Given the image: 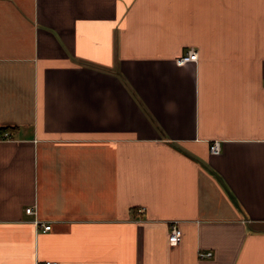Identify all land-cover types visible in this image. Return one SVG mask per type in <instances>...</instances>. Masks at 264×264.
<instances>
[{
	"label": "crops",
	"instance_id": "obj_1",
	"mask_svg": "<svg viewBox=\"0 0 264 264\" xmlns=\"http://www.w3.org/2000/svg\"><path fill=\"white\" fill-rule=\"evenodd\" d=\"M3 128L0 264H264V0H0Z\"/></svg>",
	"mask_w": 264,
	"mask_h": 264
},
{
	"label": "built area",
	"instance_id": "obj_2",
	"mask_svg": "<svg viewBox=\"0 0 264 264\" xmlns=\"http://www.w3.org/2000/svg\"><path fill=\"white\" fill-rule=\"evenodd\" d=\"M197 59H198V52L195 49H189L182 57L176 60V63L177 65L181 66L188 62H195L197 61ZM220 150L221 148H220L219 141H214L209 146V151L212 155L219 154ZM25 211L27 214H30V215L35 213V210L33 209V207H28L26 208ZM34 222L38 226L42 227L43 232L49 231L51 229V224L43 223L42 221H39V220H35ZM180 240H181V231L178 228L177 224L173 223L170 229L169 241L171 243H179ZM211 256H212L211 252L199 253L200 258H210ZM36 264H59V263L56 261H39Z\"/></svg>",
	"mask_w": 264,
	"mask_h": 264
},
{
	"label": "trees",
	"instance_id": "obj_3",
	"mask_svg": "<svg viewBox=\"0 0 264 264\" xmlns=\"http://www.w3.org/2000/svg\"><path fill=\"white\" fill-rule=\"evenodd\" d=\"M9 131L10 130L8 128L0 129V137L6 136L9 133Z\"/></svg>",
	"mask_w": 264,
	"mask_h": 264
}]
</instances>
